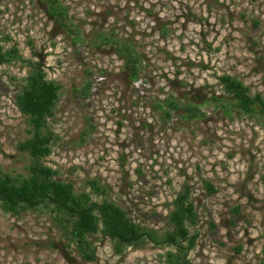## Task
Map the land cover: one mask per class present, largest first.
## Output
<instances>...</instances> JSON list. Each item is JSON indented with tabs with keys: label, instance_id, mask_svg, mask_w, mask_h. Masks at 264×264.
Instances as JSON below:
<instances>
[{
	"label": "rangeland",
	"instance_id": "obj_1",
	"mask_svg": "<svg viewBox=\"0 0 264 264\" xmlns=\"http://www.w3.org/2000/svg\"><path fill=\"white\" fill-rule=\"evenodd\" d=\"M57 1L67 29L49 0H0V55L19 57L0 61V179L29 177L32 160L18 150L28 118L15 97L39 67L59 87L42 165L76 195L96 181L156 242L118 254L99 232L86 262L49 210L0 208V264H167L174 249L162 240L184 186L197 215L189 264H263L264 120L237 110L219 79L264 102V0Z\"/></svg>",
	"mask_w": 264,
	"mask_h": 264
},
{
	"label": "trees",
	"instance_id": "obj_2",
	"mask_svg": "<svg viewBox=\"0 0 264 264\" xmlns=\"http://www.w3.org/2000/svg\"><path fill=\"white\" fill-rule=\"evenodd\" d=\"M49 3V16L65 28L66 9L57 0H49ZM129 56L131 76L136 79V68L131 55ZM17 59L19 57L15 50L0 55L3 63ZM219 82L237 110L243 115L259 114L264 120V102L259 95L251 97L242 83L228 76L221 77ZM58 100L59 87L46 80L42 69L33 67L24 87L15 97V105L28 118L29 125V138L19 144L18 150L28 154L32 164L27 179H13L8 176L0 179L1 210L13 215L35 211L40 207L49 210L63 237L74 245L86 262L95 260L88 238L99 232L114 243L118 254L124 248L140 245L147 237L156 242L151 233H146L121 208L105 198V190L96 181L88 183L91 194L76 195L71 184L56 180L55 172L42 165V161L51 154L53 135L46 125ZM171 107L175 109L174 105ZM204 187L209 195L216 193L208 182H204ZM91 195L101 198L100 201L92 200ZM172 206L173 210L168 217L171 232L166 233L162 243L173 248L174 253H167L166 262L189 264L187 254L197 240L196 235L190 234L189 227L196 224L197 215L190 200L188 186L183 187Z\"/></svg>",
	"mask_w": 264,
	"mask_h": 264
}]
</instances>
